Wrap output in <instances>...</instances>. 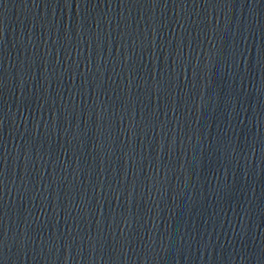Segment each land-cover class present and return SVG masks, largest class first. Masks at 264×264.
<instances>
[{"label":"water","instance_id":"95a60500","mask_svg":"<svg viewBox=\"0 0 264 264\" xmlns=\"http://www.w3.org/2000/svg\"><path fill=\"white\" fill-rule=\"evenodd\" d=\"M225 264H264V239Z\"/></svg>","mask_w":264,"mask_h":264}]
</instances>
